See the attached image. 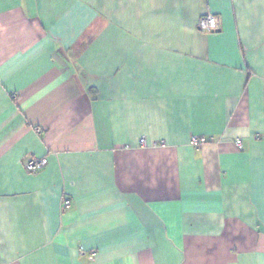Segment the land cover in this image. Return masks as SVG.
Here are the masks:
<instances>
[{
    "label": "crops",
    "instance_id": "obj_1",
    "mask_svg": "<svg viewBox=\"0 0 264 264\" xmlns=\"http://www.w3.org/2000/svg\"><path fill=\"white\" fill-rule=\"evenodd\" d=\"M0 264H264V0H0Z\"/></svg>",
    "mask_w": 264,
    "mask_h": 264
},
{
    "label": "built area",
    "instance_id": "obj_2",
    "mask_svg": "<svg viewBox=\"0 0 264 264\" xmlns=\"http://www.w3.org/2000/svg\"><path fill=\"white\" fill-rule=\"evenodd\" d=\"M218 18L216 15L211 13H206L202 15L198 20V27L202 31H213L218 28ZM140 145H146L144 139H140ZM207 142L205 137L192 136L190 139V144L194 147L204 144ZM235 146L239 149L241 148V142L237 139L234 142ZM47 164V159L45 157H36L34 155H29L23 161V166L27 172L35 173L40 171ZM70 205L69 199H64L62 202L63 207H68Z\"/></svg>",
    "mask_w": 264,
    "mask_h": 264
}]
</instances>
